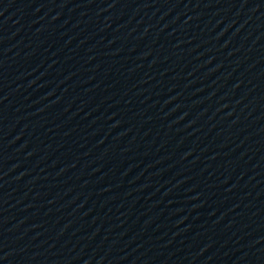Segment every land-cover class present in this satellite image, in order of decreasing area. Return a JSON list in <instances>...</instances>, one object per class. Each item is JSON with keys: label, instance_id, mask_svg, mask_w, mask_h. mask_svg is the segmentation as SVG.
Listing matches in <instances>:
<instances>
[{"label": "water", "instance_id": "95a60500", "mask_svg": "<svg viewBox=\"0 0 264 264\" xmlns=\"http://www.w3.org/2000/svg\"><path fill=\"white\" fill-rule=\"evenodd\" d=\"M227 264H264V0H255L248 110Z\"/></svg>", "mask_w": 264, "mask_h": 264}]
</instances>
